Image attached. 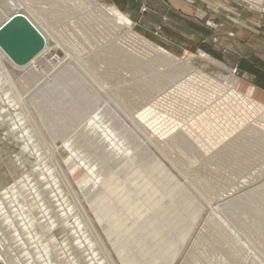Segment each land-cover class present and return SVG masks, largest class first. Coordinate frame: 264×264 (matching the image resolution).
I'll return each instance as SVG.
<instances>
[{"label": "rangeland", "instance_id": "rangeland-1", "mask_svg": "<svg viewBox=\"0 0 264 264\" xmlns=\"http://www.w3.org/2000/svg\"><path fill=\"white\" fill-rule=\"evenodd\" d=\"M177 1L200 45L154 0H0L47 38L23 65L0 47L9 264H264V0Z\"/></svg>", "mask_w": 264, "mask_h": 264}, {"label": "water", "instance_id": "water-1", "mask_svg": "<svg viewBox=\"0 0 264 264\" xmlns=\"http://www.w3.org/2000/svg\"><path fill=\"white\" fill-rule=\"evenodd\" d=\"M0 47L15 64L23 65L42 50L44 41L24 16L13 15L0 26Z\"/></svg>", "mask_w": 264, "mask_h": 264}, {"label": "crops", "instance_id": "crops-1", "mask_svg": "<svg viewBox=\"0 0 264 264\" xmlns=\"http://www.w3.org/2000/svg\"><path fill=\"white\" fill-rule=\"evenodd\" d=\"M155 1V9L156 13L154 14L153 18L159 20L161 15H164L168 18V21L163 23V27L165 31H174L175 26V18L180 16L183 21L179 27H181L180 32H176L175 34L179 36L181 41L187 42L193 41L195 45H200V41L202 38L211 37L214 32L209 29H203L202 25L196 19H190L189 16L191 15V7L187 3H182L181 1L177 0H154ZM191 26L192 28H189ZM177 29V28H176ZM177 31V30H176ZM167 32V31H166ZM170 35H174L171 32Z\"/></svg>", "mask_w": 264, "mask_h": 264}, {"label": "bare ground", "instance_id": "bare-ground-1", "mask_svg": "<svg viewBox=\"0 0 264 264\" xmlns=\"http://www.w3.org/2000/svg\"><path fill=\"white\" fill-rule=\"evenodd\" d=\"M23 8H19L17 10H15L14 12L11 13H6L4 15V19L0 22V26H2L5 22L9 21V19L13 16V15H21L23 16L24 12ZM108 18H110L112 24L114 23L115 27H126L129 25V19L127 17H125L124 15H121L119 13H117L116 11L113 10H105L104 13ZM24 17L26 18V20H28V22L40 33V35L43 38V41L46 43L47 42V38L46 36L43 34V32L37 28L33 22L24 15ZM117 25V26H116ZM127 33L131 36H133V38L135 39V41L137 43H139L144 49L147 50V52H149L150 54L154 55L155 57H157L158 59H162L163 60H167V61H171L173 65L177 64L180 62V59H178L175 55L169 53L168 51L162 49L161 47H158L156 45H154L152 42L148 41L147 39H144L143 37H140L139 35H137L136 33H132V31L130 29L127 30ZM199 56L203 57L207 60H209L210 62L219 64L218 62H216L215 60H213L212 58H210L209 56H207L206 54L199 52ZM177 66V65H176ZM233 81V80H232ZM234 83V82H233ZM0 264H9L7 262V260L5 259V255H4V249H3V244L0 242Z\"/></svg>", "mask_w": 264, "mask_h": 264}]
</instances>
